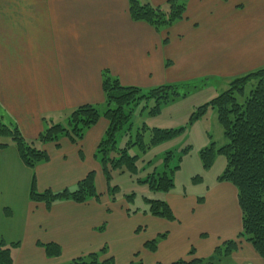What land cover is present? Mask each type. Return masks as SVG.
Listing matches in <instances>:
<instances>
[{
    "label": "crops",
    "instance_id": "obj_1",
    "mask_svg": "<svg viewBox=\"0 0 264 264\" xmlns=\"http://www.w3.org/2000/svg\"><path fill=\"white\" fill-rule=\"evenodd\" d=\"M167 1L147 3L160 7ZM185 5L184 19L157 32L131 20L128 0H0V121L36 143L47 124L63 123L80 106L104 110V72L122 86L144 89L166 84L176 69L186 78L233 80L264 67V0H185ZM106 128L100 118L76 144L68 138L36 143L48 160L34 169L22 165L10 141L0 148V242L10 246L13 264H67L103 248L104 258L116 264L211 259L232 230L234 236L240 232L236 199L239 223L227 219L225 230L217 231L224 236L217 237L204 224L195 225L206 223L207 216L205 199L197 196L163 193L174 221L153 217L148 209L131 211L112 198L96 156ZM90 172L98 199L50 208L29 200L33 178L38 192L72 191ZM162 234L156 251L144 248ZM48 244L61 254L48 257L43 248ZM241 247L264 264L248 243Z\"/></svg>",
    "mask_w": 264,
    "mask_h": 264
},
{
    "label": "trees",
    "instance_id": "obj_2",
    "mask_svg": "<svg viewBox=\"0 0 264 264\" xmlns=\"http://www.w3.org/2000/svg\"><path fill=\"white\" fill-rule=\"evenodd\" d=\"M165 11L141 0H128V12L134 22L149 25L160 32L184 19L185 0H168ZM246 92V87L254 83ZM184 85H161L146 91L131 86H122L116 78L104 72L102 74V90L104 93V110L92 105H84L73 110L63 123L47 124L38 136L36 143L57 144L65 137L76 144L84 133L93 127L100 118L107 122V128L102 140L96 148V156L100 159L102 173L108 185V192L115 199L117 187H112V172H127L131 176L138 173V155H130V150L136 148L140 154L151 147L170 141L184 131L178 129L148 128L144 124L136 128L133 134L132 118L137 110H148V103L154 102L149 114L154 116L160 112L161 105L173 102L185 95L180 89ZM208 109L216 113L217 122L222 128L226 144L216 148L214 143L199 152L202 168L210 169L216 155L225 159V168L217 178L219 183H228L236 190V200L241 213V229L235 240H227L214 250L213 256L228 257L236 252L242 242L248 243L260 259L264 261V67L234 79L226 91L220 93L209 103L197 108L192 113L189 123H193L205 115ZM148 134V143L144 142ZM10 141L16 147L18 157L23 166L34 169L48 160L47 154L36 147L35 142H28L20 131L0 121V148H6ZM121 143V146L119 144ZM174 155L166 152L163 160V171L153 170L140 184L147 186L154 193H168L174 188L173 171L178 166H171ZM180 159V158H179ZM199 179V178H198ZM134 194L126 197L132 202ZM94 173H88L80 180L74 190L53 192L46 190L38 192L35 179H32L29 189V200L42 203L50 208L56 202L72 201L84 203L98 199ZM148 203V214L166 221H174V215L163 200L144 199ZM199 202L201 199L198 200ZM166 234L146 242L144 248L149 252L156 251L158 241ZM48 257H58L60 248L55 244L43 246ZM103 248L98 253H91L70 261L67 264H115L112 257L101 259L105 255ZM194 255V250L189 252ZM0 264H13L10 246L0 242ZM140 264V263H138ZM171 264H214L200 258L179 259Z\"/></svg>",
    "mask_w": 264,
    "mask_h": 264
},
{
    "label": "rangeland",
    "instance_id": "obj_3",
    "mask_svg": "<svg viewBox=\"0 0 264 264\" xmlns=\"http://www.w3.org/2000/svg\"><path fill=\"white\" fill-rule=\"evenodd\" d=\"M141 1L143 3L149 2L153 4L152 0ZM153 1L156 4L160 3L162 0ZM159 6L163 11L167 8V4H160ZM185 58L189 59L190 57L185 56ZM183 75L184 73L181 70H172L169 72V75H167V82L164 84L184 85V88L180 89L185 93L183 97H178L173 102L161 105L160 112L154 116L149 114L150 108L154 106V102L151 101L148 103V110L144 112L137 110L135 112L131 123L133 124V134L135 133V129L142 127L143 124L150 129H178L184 127V131L170 141L151 147L145 153L140 154L136 148H132L130 150V155L139 156L137 175L131 176L127 172L121 173L122 171L112 172L110 185L118 188L115 192V198L119 203L125 204L131 211L139 210L142 212L143 210H147L149 205L144 199L161 200L163 198V193L149 191L146 185L139 183V180H143L153 170L158 173L162 172L165 154L166 152L171 151L174 155L171 166H178V168L173 171L174 188L170 191L172 192L171 194H185L188 197L197 196L198 198L203 199L202 201L205 199L204 208L207 216L204 220L206 223H202V221L199 220L195 225L198 228H201V225L204 224L215 231V236H224V232L218 233L217 231H220L221 229L225 230L224 225L226 224L227 219L232 218L236 221V224L239 223L236 215V193L231 188L232 186L230 184L217 182V178L222 174L225 168L224 157L216 155L210 169L205 170L202 168L199 152L204 148L209 147L211 143H214L216 148L222 147L226 144V140L223 136L222 128L217 122L214 110L208 109L204 116L193 123H189V119L191 114L197 111V108L209 103L217 95L226 91L229 84L234 79L228 80L219 77L200 76L186 78L183 77ZM254 84L255 82L249 84L246 87V92H248ZM151 88L154 87L144 88L145 90H142L146 91ZM148 140L149 136L146 134L144 142L148 143ZM121 143L122 142H120L119 146H121ZM37 146L38 145H36V147ZM220 184H223L224 186ZM132 194H134L133 201H126V197ZM230 235L232 236H229L228 240H235L237 235L234 236V230H232ZM223 236H221V238H223ZM195 243L197 244L198 242ZM222 243L223 242H221L218 247H221ZM243 243L244 242L241 241V244ZM200 252L201 249L198 253ZM100 257L101 259H105L104 255H100ZM189 257L192 256L189 255ZM208 257L209 256L202 259L207 262L210 260L214 264H245V261L247 260H249L250 264H258L255 257L252 255L250 256L247 249L243 247L239 248L228 257H218L215 255L212 256L211 259ZM136 258L137 255L135 256V259ZM173 259L176 260H173L168 264L179 259L188 260L189 258L177 257ZM138 263L142 264L140 260L131 261L128 264ZM154 264L162 263L157 262Z\"/></svg>",
    "mask_w": 264,
    "mask_h": 264
}]
</instances>
